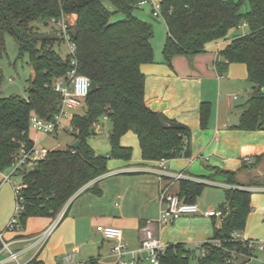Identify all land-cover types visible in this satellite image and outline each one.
Here are the masks:
<instances>
[{"label": "trees", "instance_id": "obj_1", "mask_svg": "<svg viewBox=\"0 0 264 264\" xmlns=\"http://www.w3.org/2000/svg\"><path fill=\"white\" fill-rule=\"evenodd\" d=\"M142 0H0V57L5 52L4 37L11 35L21 56L27 54L33 77L27 99L2 97L0 93V171L12 168L22 150L30 153L35 144L30 137L31 118L54 121L59 115L62 96L54 91V82L67 78L74 69L88 77L91 88L83 113L70 121V134L79 142L77 149L48 151L31 168L19 170L24 198L19 227L32 218L56 219L67 203L85 186L108 172L110 159L129 161L132 149L121 146L128 132L137 135L142 160L148 162L191 157L190 129L152 111L145 103V75L141 67L155 62L152 45L153 26L134 16ZM110 3L115 12H111ZM161 17L168 29L163 55L166 63L177 56L189 58L205 52L207 45L226 40L232 30L247 25L249 33L235 37L220 52L223 63L247 68L252 93L240 117L237 130H264V0H161ZM248 8L247 11H243ZM113 14L124 19L112 22ZM76 15L75 26L67 24L74 55L61 56L54 47L55 35L47 36L38 27L58 24ZM222 73V72H221ZM0 73V85H1ZM201 126L207 124L210 106L202 104ZM105 118L111 124L110 157L98 155L88 140L95 126ZM257 163L252 167H256ZM236 185L235 173L211 168ZM207 185L182 180L177 195L186 203H196ZM225 213L220 227L205 253L184 244L169 245L160 256V264H238L239 256L251 258L253 250L233 235L243 232L251 212V193L244 189L226 190ZM220 244V247L216 246Z\"/></svg>", "mask_w": 264, "mask_h": 264}, {"label": "crops", "instance_id": "obj_2", "mask_svg": "<svg viewBox=\"0 0 264 264\" xmlns=\"http://www.w3.org/2000/svg\"><path fill=\"white\" fill-rule=\"evenodd\" d=\"M64 22L73 27L77 16H67ZM165 27L168 34L166 24ZM241 29L242 35L250 32L247 25ZM239 30H232L226 40L207 45L201 54L191 58L177 56L170 64L165 61L164 46L156 50L152 40L155 62L141 67L146 106L190 129V158L143 161L137 135L128 132L122 137L121 146L132 149V159H110L108 172L67 203L57 216L62 218L60 223L48 237L43 234L55 219L32 218L24 227L8 229L16 208L14 183L5 180L9 177L6 171H0V264H62V258L69 254H76L75 264H117L112 252L115 243L98 233L100 226L120 229L129 252L139 249L142 230L149 221L153 222L155 235L167 245L187 244L194 248L210 241L214 228L221 223L217 225L203 216L184 217L164 227L156 224L166 208L161 200L162 191L169 189L171 194H179L182 180L174 179L178 174L184 175L183 180L204 183L206 188H221L225 192L234 188L247 190L251 200L264 196V130L235 129L253 84L245 65L224 63L222 73L217 67L219 62L223 63L220 52L235 37L242 36ZM204 103L210 106V114L203 128L200 109ZM106 122L107 118L95 126L96 133ZM75 143L73 138L72 146ZM51 150L61 149H43L46 153ZM106 157H110L108 151ZM247 158L252 160L251 164L246 163ZM211 168L235 173L236 185L228 184ZM243 234L244 231L242 239ZM11 253L17 255L16 260L11 259ZM134 257L140 260L139 264H151L145 254H129L125 259Z\"/></svg>", "mask_w": 264, "mask_h": 264}, {"label": "built area", "instance_id": "obj_3", "mask_svg": "<svg viewBox=\"0 0 264 264\" xmlns=\"http://www.w3.org/2000/svg\"><path fill=\"white\" fill-rule=\"evenodd\" d=\"M153 6V16L161 17V6L154 3L153 0H142L139 2L140 7L146 5ZM60 26V33L64 38L65 42L70 45V54L74 55L76 46L70 42V36L67 32V24L64 21L58 22ZM72 65L74 69L68 74L67 78L58 79L54 82L53 89L55 92L61 94L62 104L59 115L55 118L54 121H47L40 119L36 116L31 118V128L37 132L44 133L45 135L57 136L60 129V122L63 118L72 119L73 115L77 110L83 107L84 101L87 98L90 88L91 81L88 77L81 75L77 72L75 68L76 62L73 61ZM70 132L73 131V128L70 127ZM46 155V152H38L36 147L30 153H27L25 150H22L21 158L17 160L16 164L13 166L14 173L6 177L5 180L13 183L12 179L19 176V170L23 167L31 168L35 162L42 160ZM246 163L251 164L252 160L247 158ZM185 177L182 174L174 176L175 180H183ZM22 184H14L13 190L16 200L15 214L12 218L8 229L14 231L19 228V217L20 213L24 210V198L22 196ZM161 200L166 204V208L161 212L160 217L158 218L156 224L160 227L169 226L174 224L176 221L184 217H196L203 216L208 219H217L220 218L221 222L225 218V213L222 210H208L206 212H201L200 208L195 203H186L181 200L177 195L171 194L169 189H165L161 193ZM61 217H57L50 227L44 232L43 237H48L57 227L61 221ZM153 222H147V226L143 228V237L141 245L137 251L129 252L127 245L123 240V233L118 228L113 227H98L97 231L100 233L106 240L115 243L112 248L113 255L118 259L117 264H139V259L134 257L131 260H126L125 257L129 254L136 256L140 254H145L147 259L151 264H160L159 259L162 254H164L169 245L163 243L152 230ZM233 238L246 242L250 249H254V244L251 242L244 241L241 237V233L237 232L233 235ZM0 239L2 236L0 235ZM209 241L202 242L196 245V250L198 254L203 255L205 250L203 246L208 244ZM217 247H220L219 243H216ZM7 247V246H6ZM261 251H264V246L259 248ZM11 259L16 260L17 255L14 253L10 254ZM62 264H75L76 263V254H69L62 258Z\"/></svg>", "mask_w": 264, "mask_h": 264}, {"label": "rangeland", "instance_id": "obj_4", "mask_svg": "<svg viewBox=\"0 0 264 264\" xmlns=\"http://www.w3.org/2000/svg\"><path fill=\"white\" fill-rule=\"evenodd\" d=\"M155 4L159 5L161 0H153ZM106 6L111 12H115L114 7L110 3H106ZM248 8H244V12ZM153 6L146 5L140 7L134 12V16L141 21L147 22L153 26L154 38L153 45L155 49L158 50L160 46H164L167 40V31L165 27V21L162 17H153L152 15ZM124 19L123 14H113L111 17L112 22H116ZM40 31L47 36L55 35L59 38V44H57L54 49L61 54V56L66 57L70 54V45L65 42L64 38L60 33V26L57 24L50 23L48 26L38 25ZM244 29L238 31V34L242 35ZM5 42V52L2 57H0V73H1V85L0 93L2 97L8 98L11 96H19L23 99H27L29 80L33 77V70L29 66V57L27 54L21 56L20 48L15 41V39L6 34L4 37ZM224 46V45H223ZM247 70V68H246ZM249 85V81H248ZM246 94H243V100ZM85 107L76 111V113H83ZM70 119L63 118L60 122V127L65 129H60L57 136L45 135L44 133L37 132L33 128L30 129V136L35 142L36 150L42 152L43 149H61L65 150L72 146L73 136L69 133L71 127ZM110 122L105 123V127H102L98 133L90 137L88 140L91 148L98 154L107 156L111 153L110 144ZM42 140V143L40 141ZM7 176H11L14 173V168L6 170ZM14 184H21V179L15 177L12 179ZM212 184V183H211ZM225 190L216 187L206 188L203 194L198 198L196 204L201 211L206 210H219V207L226 201ZM264 196H254L251 200V212L247 218L246 226L244 229L243 240L251 242L254 244L253 256L251 258L245 256L238 257V264H264V251L259 248L264 246ZM198 217V216H197ZM217 225L221 223V219H210ZM242 233V232H239ZM187 245V244H186ZM187 247H191L188 246ZM193 248V247H192ZM196 246L193 248L195 249ZM237 261V260H236ZM145 264H148L145 262ZM190 264H196L193 260Z\"/></svg>", "mask_w": 264, "mask_h": 264}, {"label": "water", "instance_id": "obj_5", "mask_svg": "<svg viewBox=\"0 0 264 264\" xmlns=\"http://www.w3.org/2000/svg\"><path fill=\"white\" fill-rule=\"evenodd\" d=\"M79 146V142H76L73 146H72V149H77Z\"/></svg>", "mask_w": 264, "mask_h": 264}]
</instances>
